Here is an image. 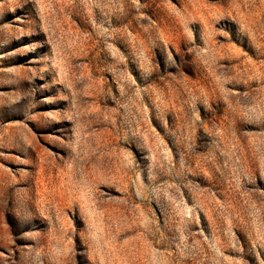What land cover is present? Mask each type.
I'll return each instance as SVG.
<instances>
[{"label":"rangeland","instance_id":"1","mask_svg":"<svg viewBox=\"0 0 264 264\" xmlns=\"http://www.w3.org/2000/svg\"><path fill=\"white\" fill-rule=\"evenodd\" d=\"M0 264H264V0H0Z\"/></svg>","mask_w":264,"mask_h":264}]
</instances>
